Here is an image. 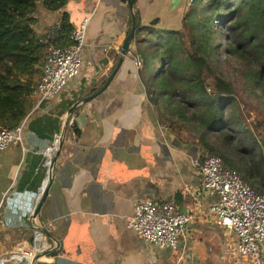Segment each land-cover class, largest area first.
<instances>
[{
    "label": "crops",
    "instance_id": "1",
    "mask_svg": "<svg viewBox=\"0 0 264 264\" xmlns=\"http://www.w3.org/2000/svg\"><path fill=\"white\" fill-rule=\"evenodd\" d=\"M187 5L135 0L129 10L126 0H66L58 12L37 8V34L65 11L72 28L85 23L86 46L78 76L26 117L22 143L30 152L21 163L19 145L0 150V256L25 241L32 264H252L236 253L234 233L216 226L207 212L215 198L202 190L195 165L204 150L196 138L162 123L146 97L133 67L143 34L133 36L106 88L79 102L111 71L133 12L139 25L156 18L151 28L177 29ZM57 131L62 138L46 195L30 217L42 176L40 151ZM257 140L264 154V141ZM140 200L171 202L189 216L173 249L149 244L126 226ZM259 253L264 264V242Z\"/></svg>",
    "mask_w": 264,
    "mask_h": 264
},
{
    "label": "trees",
    "instance_id": "2",
    "mask_svg": "<svg viewBox=\"0 0 264 264\" xmlns=\"http://www.w3.org/2000/svg\"><path fill=\"white\" fill-rule=\"evenodd\" d=\"M65 3L0 0V125L14 127L31 110L46 46L69 43L67 13L61 11L53 37L46 38L33 28L37 8L58 12ZM131 17L133 36L143 34L134 49L139 66L133 67L162 123L178 133L180 123L192 121L205 154L218 157L264 194V154L257 140L264 125L257 120L245 124L230 103L233 87L215 57L222 52L236 58L249 82L264 93V0H188L177 29L156 30L150 27L156 18L145 26L135 12Z\"/></svg>",
    "mask_w": 264,
    "mask_h": 264
},
{
    "label": "built area",
    "instance_id": "3",
    "mask_svg": "<svg viewBox=\"0 0 264 264\" xmlns=\"http://www.w3.org/2000/svg\"><path fill=\"white\" fill-rule=\"evenodd\" d=\"M56 26L44 33L46 38L53 37ZM68 38L69 43L64 47L52 44L46 46L41 75L35 87V102L30 112L44 101L51 100L70 80L78 76L82 65V51L86 46L85 23L72 28ZM138 60L136 58L133 61L136 68L139 66ZM25 118L11 128L0 125V150L9 145H19L20 163L23 156L30 152L22 143ZM61 138L62 132L52 133L49 143L40 151L42 176L29 210L32 216L49 182ZM202 158L203 161L195 165L200 174L202 190L215 198L207 208L212 222L234 233L237 240L236 253L239 256L248 258L252 264H263L259 245L264 242V194L245 183L234 170L223 166L218 157L204 155ZM188 221L189 216L178 212L171 202L140 200L134 203L126 226L149 244L173 249L177 236L185 231ZM34 258L32 248L27 242L16 241L9 256H0V264H32Z\"/></svg>",
    "mask_w": 264,
    "mask_h": 264
},
{
    "label": "rangeland",
    "instance_id": "4",
    "mask_svg": "<svg viewBox=\"0 0 264 264\" xmlns=\"http://www.w3.org/2000/svg\"><path fill=\"white\" fill-rule=\"evenodd\" d=\"M215 57L218 60H215L217 62L216 67L222 70L223 76L231 82L233 87L230 103L237 105L245 120V124L249 126L254 120H257V122H261V125H264V96L260 95L264 93H260L255 85L249 82L247 76L242 73V64L236 58L222 52ZM153 67H155L154 63L152 64V69ZM186 122V124L180 123L181 129L179 130L183 134L181 135L184 138H195L192 121L186 120ZM258 138L264 141V126L259 130ZM10 251L11 249L7 250L4 256H9Z\"/></svg>",
    "mask_w": 264,
    "mask_h": 264
},
{
    "label": "water",
    "instance_id": "5",
    "mask_svg": "<svg viewBox=\"0 0 264 264\" xmlns=\"http://www.w3.org/2000/svg\"><path fill=\"white\" fill-rule=\"evenodd\" d=\"M126 4H127V7L129 10H131V2L130 0H126ZM132 19V17H131ZM134 29H135V26L134 24L132 23V20H131V25H130V28L129 30L127 31V33L125 34L122 42H121V45H120V49H119V57L118 59L116 60L114 66L112 67L111 71L109 72V74L107 75L106 79L103 81V83L101 84V86L97 89H94V90H91V93L88 94L87 96L81 98L79 100V102H89L92 98H94L97 94H99L100 92H102L106 86L109 84V82L111 81L113 75L118 71L121 63H122V60L123 58L126 56V53L128 51V44H129V41L132 39L133 37V32H134ZM137 58L139 59L138 55H137ZM76 104L74 103V105L72 106V108L75 106ZM46 191H47V187L43 190L42 192V195H41V198H40V202L37 204L36 206V209H35V213L37 212L39 206H40V203L41 201L44 199L45 195H46Z\"/></svg>",
    "mask_w": 264,
    "mask_h": 264
},
{
    "label": "clouds",
    "instance_id": "6",
    "mask_svg": "<svg viewBox=\"0 0 264 264\" xmlns=\"http://www.w3.org/2000/svg\"><path fill=\"white\" fill-rule=\"evenodd\" d=\"M33 104H34V103H33ZM29 112H30V111H29ZM29 112H28V113H29Z\"/></svg>",
    "mask_w": 264,
    "mask_h": 264
}]
</instances>
